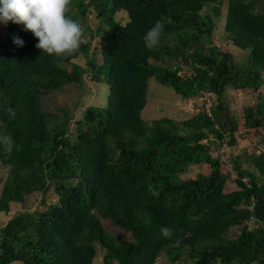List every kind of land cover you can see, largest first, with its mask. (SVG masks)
<instances>
[{
    "label": "trees",
    "instance_id": "16d2710c",
    "mask_svg": "<svg viewBox=\"0 0 264 264\" xmlns=\"http://www.w3.org/2000/svg\"><path fill=\"white\" fill-rule=\"evenodd\" d=\"M224 2L71 0L67 15L84 27L87 39L67 59L37 49L38 40L22 24L0 22L6 26L0 133L21 145L10 154L0 145V168L8 169L0 213L36 194L44 206L0 226V264H93L97 244L104 264H156L163 254L186 264H264V146L260 154L232 158L230 168L212 151L217 144L237 145L238 123L224 91L264 86V3L227 0L225 38L245 52L239 58L211 40ZM119 12L127 14L124 25ZM91 13L99 20L96 28L88 22ZM158 20L164 32L149 50L143 37ZM96 37L104 41L102 63L89 59L90 80L109 87L107 105L87 107L77 121L68 109L47 111L44 97L68 85L84 87L86 69L73 60ZM187 70L191 76L181 75ZM151 80L183 100L210 92L215 101L183 122H146ZM245 112V128L260 131L262 94ZM202 164L208 174L181 177ZM232 171L237 189L225 192ZM51 190L56 200L46 203ZM103 220L131 240L121 241ZM163 227L172 229V239L161 236Z\"/></svg>",
    "mask_w": 264,
    "mask_h": 264
},
{
    "label": "rangeland",
    "instance_id": "374dc122",
    "mask_svg": "<svg viewBox=\"0 0 264 264\" xmlns=\"http://www.w3.org/2000/svg\"><path fill=\"white\" fill-rule=\"evenodd\" d=\"M86 2L88 0H85ZM264 3V0H262ZM227 0L222 5L221 13L215 17V28L213 30L212 42L225 52H229L236 57L244 58L245 52L233 43L225 38L226 16H227ZM70 9V7H69ZM88 22L92 28H96L99 25V20L94 13H91L88 17ZM117 20L123 25L127 22V14L125 12H119L117 14ZM6 26L0 23V43L5 42ZM103 39L96 37L93 39L89 50L86 54H80L79 57L73 60L74 64L82 66L86 69L83 76L84 87L80 88L77 85L65 86L62 90L51 93L49 96L44 97V108L54 114H62V110L68 109L71 114H75L74 121L82 118L84 110L93 106H106L109 96V87L106 84H95L90 80V68L89 59L95 57V62L102 63L101 48L103 46ZM1 48V45H0ZM96 54V56H94ZM177 62V61H175ZM68 69L71 66H67ZM184 69H188L184 66ZM184 77L191 76L192 72L187 70L181 73ZM150 95L147 100V106L142 112V118L146 122H152L156 119L170 118L175 122L186 121L196 114L200 110L209 111L212 102L215 101V96L210 92H206L202 95L194 97L190 100H183L178 96L174 90L157 84L154 80L150 81L149 85ZM262 94L264 98V86L258 91L247 90L246 92L241 90H235L233 88H227L224 91L223 97L227 103L229 113L234 117L238 123V131L235 134L237 138V145L231 149H228L226 145L217 144L216 148H213V156L220 158L222 163H225L230 168V160L237 155L244 154H260L263 150L264 140V123L260 131L248 130L244 126L245 111L249 107H253L258 103V95ZM74 122L70 124V134L75 135ZM247 155L243 159L247 158ZM246 167V166H245ZM210 172L209 166L191 165L188 170L181 175L183 179H195L200 174H208ZM8 169L0 168V194L3 187V183L7 177ZM237 178L236 172H231V178L226 185L225 192H231L237 189L235 180ZM46 203L56 200V196L51 190L46 198ZM42 197L39 194L36 196H29L24 204H11V209L8 214L0 213V226L6 224V222L18 213L34 212L37 209H44L41 203ZM104 226L121 241L131 240L130 235H125L122 231L116 230L110 222L103 220ZM250 227H253V222L249 223ZM97 256L93 264H104V250L100 245H96ZM187 261L182 259L173 262L166 255H162L156 264H186ZM21 264V263H13Z\"/></svg>",
    "mask_w": 264,
    "mask_h": 264
},
{
    "label": "clouds",
    "instance_id": "9594fccd",
    "mask_svg": "<svg viewBox=\"0 0 264 264\" xmlns=\"http://www.w3.org/2000/svg\"><path fill=\"white\" fill-rule=\"evenodd\" d=\"M70 4L71 0H0V22L22 24L24 30L38 40L37 49L67 59L75 55L87 39L84 27L67 15ZM163 32L164 23L156 21L143 37L145 47L149 50L157 47ZM14 43L22 46L24 42L15 38ZM8 111L15 115L13 109ZM0 145L9 154L14 148L21 150V145L10 134L0 133ZM160 234L169 240L173 237L172 229L166 227L160 229Z\"/></svg>",
    "mask_w": 264,
    "mask_h": 264
},
{
    "label": "bare ground",
    "instance_id": "6f19581e",
    "mask_svg": "<svg viewBox=\"0 0 264 264\" xmlns=\"http://www.w3.org/2000/svg\"><path fill=\"white\" fill-rule=\"evenodd\" d=\"M220 14V13H219Z\"/></svg>",
    "mask_w": 264,
    "mask_h": 264
}]
</instances>
